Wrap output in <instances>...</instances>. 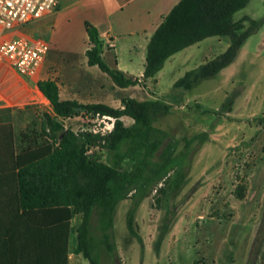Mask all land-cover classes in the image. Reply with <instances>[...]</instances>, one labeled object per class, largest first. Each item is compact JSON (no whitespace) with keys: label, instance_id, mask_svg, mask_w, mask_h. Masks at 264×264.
<instances>
[{"label":"rangeland","instance_id":"1","mask_svg":"<svg viewBox=\"0 0 264 264\" xmlns=\"http://www.w3.org/2000/svg\"><path fill=\"white\" fill-rule=\"evenodd\" d=\"M68 16L64 13L56 27L57 49L69 34L80 40L78 30L68 28ZM246 17L259 22L246 52L224 74L191 90L177 89L174 82L205 58L225 52L229 38L207 39L168 62L145 88L127 89L115 86L98 67L89 68L81 57L60 55L48 43L50 54L41 78L57 82L62 100L115 108L122 106L126 96L163 100L173 108L156 126L179 140L178 151L184 149L186 138L208 134L206 143L193 146L196 151L179 195L173 197L168 191L163 196L154 190L137 207L138 199L129 196L115 208L113 227L107 231L95 217V254L101 264H264V125L260 122L264 117V0H252L235 15L236 20ZM83 113L64 121L66 128L82 132ZM51 114L50 102L42 99L25 110L0 112V166L11 150L10 127L14 150L20 152L45 139L46 116ZM123 121L133 124L129 118ZM92 155L112 163L107 152L95 150ZM122 169L129 167L122 165ZM131 210L138 236L127 226ZM81 223V215L72 220L69 264H90L74 253ZM104 233L111 237L113 252L105 246Z\"/></svg>","mask_w":264,"mask_h":264},{"label":"trees","instance_id":"2","mask_svg":"<svg viewBox=\"0 0 264 264\" xmlns=\"http://www.w3.org/2000/svg\"><path fill=\"white\" fill-rule=\"evenodd\" d=\"M251 1L181 0L151 38L141 78L129 77L108 64L98 28L86 22L88 65L98 67L118 88H145L174 55L208 38H229L225 52L186 72L174 84L177 89L191 90L232 65L255 33L258 21L249 17L235 19ZM38 87L53 108V114L46 116L45 139L16 152L10 127L11 150L3 156L0 166V264H69L71 224L77 215L82 216V223L74 253L83 255L90 264H101L95 254V217L107 231L113 227L111 215L121 200L129 196L138 199L137 207L139 200L154 190L163 196L168 191L173 197L179 195L196 151L193 146L206 143L208 134L186 138L184 149L178 151L179 140L156 126L173 108L163 100L126 96L119 108L103 103L82 105L62 100L54 80L40 81ZM79 107L116 118L113 132L102 137L67 129L64 121L82 114L77 111ZM124 117L131 118L133 124L127 126ZM260 122L264 125V117ZM88 148L111 154L112 163L88 155ZM122 165L129 170H123ZM127 226L138 236L133 210L128 213ZM103 236L107 250L113 252L110 235Z\"/></svg>","mask_w":264,"mask_h":264},{"label":"crops","instance_id":"3","mask_svg":"<svg viewBox=\"0 0 264 264\" xmlns=\"http://www.w3.org/2000/svg\"><path fill=\"white\" fill-rule=\"evenodd\" d=\"M180 1L181 0H59V5L55 11L49 13L40 20L20 28L16 32L30 40H43L49 43L50 46L56 48V27L61 21V16L64 13H68L69 20L67 26L68 28H76L78 30L80 40L74 38V34L67 35L63 39V44L58 49L56 48V51L60 55L70 54L72 56H79L88 65L86 52L90 44L86 31V22H90L98 28L101 39L105 42L104 58L108 64L118 68L129 77L141 78L145 71L147 49L151 38L163 22L164 17L168 15ZM250 38L241 48L235 62L224 69L219 74L220 76L224 74L226 70L234 66L243 52H246ZM203 42L174 55L166 64L186 50L195 46L199 47ZM49 54L50 50L36 78L22 76L4 60H0V112L12 111L15 113L18 110H25L38 104L40 99L48 103L49 100H47L40 91L38 83L43 80H49L41 78ZM207 60L208 58H205L203 63ZM165 66L158 75L163 72ZM89 68L93 69L94 67L89 66ZM0 190H2L1 187Z\"/></svg>","mask_w":264,"mask_h":264},{"label":"built area","instance_id":"4","mask_svg":"<svg viewBox=\"0 0 264 264\" xmlns=\"http://www.w3.org/2000/svg\"><path fill=\"white\" fill-rule=\"evenodd\" d=\"M59 0H0V60H4L20 75L36 78L50 50L43 40H30L18 34L20 28L55 11ZM10 35V36H9ZM82 132L102 137L111 134L116 118L84 112ZM95 148H88L92 155Z\"/></svg>","mask_w":264,"mask_h":264},{"label":"water","instance_id":"5","mask_svg":"<svg viewBox=\"0 0 264 264\" xmlns=\"http://www.w3.org/2000/svg\"><path fill=\"white\" fill-rule=\"evenodd\" d=\"M77 111H79V112H85L82 107L77 108Z\"/></svg>","mask_w":264,"mask_h":264}]
</instances>
